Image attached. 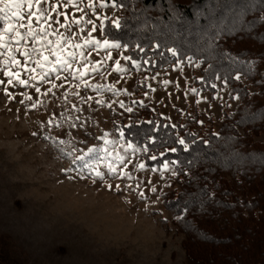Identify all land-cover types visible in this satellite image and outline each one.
Instances as JSON below:
<instances>
[{
	"label": "rangeland",
	"instance_id": "374dc122",
	"mask_svg": "<svg viewBox=\"0 0 264 264\" xmlns=\"http://www.w3.org/2000/svg\"><path fill=\"white\" fill-rule=\"evenodd\" d=\"M77 2L82 12L65 6L66 0H49L43 7L61 24L73 18L92 23L73 24L68 30L52 22V29L78 43L85 38L118 43L104 33L106 21L120 17L113 0ZM57 3V11L68 20L51 11ZM101 3L107 6L100 7ZM14 23L26 39L12 45V54L21 65L27 63L36 71H24L11 61L5 65L8 56L0 55V80L4 81L0 84V237L9 242L11 253L23 264H189L182 246L184 233L173 224L160 198L161 192L176 187L172 165H145L140 150L115 134L111 109L135 101L150 103L172 124L196 116L198 128L216 131L223 111L237 103L230 98L229 87L217 83L214 92L199 90L197 64L190 61H179L155 74H140L131 66L139 69L138 63L128 62L125 49L96 46L83 49L85 58L77 56L73 69L56 66L57 71L41 81L45 69L36 67L38 55L28 61L16 51L17 47L31 51L39 45L27 37V28ZM33 25L39 27L35 21ZM85 64L87 86L76 71L84 70ZM117 65L123 70L117 71ZM93 66L98 71H91ZM9 69L20 72L28 85L15 80L8 85L3 73ZM5 88L14 99L5 95ZM25 95L32 99L25 100ZM90 148L96 152L86 155ZM81 156L84 159L77 158ZM109 166L116 168L115 174ZM96 171L103 177H96ZM153 187L156 192L151 191Z\"/></svg>",
	"mask_w": 264,
	"mask_h": 264
},
{
	"label": "trees",
	"instance_id": "16d2710c",
	"mask_svg": "<svg viewBox=\"0 0 264 264\" xmlns=\"http://www.w3.org/2000/svg\"><path fill=\"white\" fill-rule=\"evenodd\" d=\"M113 3L120 27L107 20L104 33L138 63L139 69L131 63L134 70L155 74L192 57L199 90L214 92L218 83L229 87L231 99L239 97L216 131L198 128L196 116L172 124L150 103L111 109L115 134L140 150L145 165L169 163L176 173V187L160 198L184 233L186 262L264 264V0ZM214 74L232 78L225 83ZM0 264H23L2 236Z\"/></svg>",
	"mask_w": 264,
	"mask_h": 264
},
{
	"label": "snow or ice",
	"instance_id": "6c2138e0",
	"mask_svg": "<svg viewBox=\"0 0 264 264\" xmlns=\"http://www.w3.org/2000/svg\"><path fill=\"white\" fill-rule=\"evenodd\" d=\"M49 3V0H0V55L7 54L8 59L4 61L5 65L9 64V61H11L12 65L14 67H23L24 71H30L35 72L36 68H28L27 63L24 65H21V62L16 59V57L12 54L13 53V47L12 45H20L22 41L26 39L25 35L22 34L19 30L16 28V24L14 21H18L19 28H27V37L32 39V42L34 45H39V48L32 47L31 51H28L27 49L21 51L19 47L16 48V51L20 53L21 56L27 58L28 61L32 60V57L34 54L38 55V59L35 60L36 67H39L40 69H45L42 75L39 76V79L41 81L45 80L47 76L50 75V73H55L57 71L56 66H60L61 68L65 70H71L73 69V63L72 61L76 60L77 56L81 58H85V52L83 49L88 48L89 46H96V47H102V48H113V49H119L121 45L119 43H110L108 40H104L103 43L95 38H85L83 40V43L74 42L73 38L71 36H65L63 33H60L58 29H52V22H55L59 24L60 28H65L70 30L72 28V25H80L82 22L91 24V20L82 21V19H75L73 18L72 21L68 24H61L59 20L53 21V17L51 16L50 12L47 11L43 7L44 4ZM65 6H71L77 8L78 11H83V9H80L78 7L77 0H66ZM107 6L104 3L100 4V7ZM113 7H116V4L112 5ZM122 7L123 5H119ZM60 7V4L57 3L55 5H51V11L57 12V15H63L65 20H68V16L64 13H60L57 11V9ZM89 7H95L94 4H90ZM27 20V23L25 24L24 21ZM33 21L36 22L39 27H34ZM115 27H120L119 20L112 21ZM46 25V26H45ZM83 31V29H81ZM92 31H96V27L93 26ZM91 33H89V36ZM49 36H55L56 40L53 41L52 39H49ZM160 45H156V47H159ZM139 47V46H138ZM77 49L78 51H71L68 49ZM141 50H143L141 48ZM168 51L171 52L173 56L177 55V51L174 48H168ZM48 52L49 55H45L44 53ZM50 56L54 57V61L50 60ZM110 58V57H109ZM130 59V58H129ZM189 61H192V57H187ZM102 63V62H101ZM51 64L52 66L50 69H46V65ZM198 66V65H197ZM84 70L76 69V71L79 72V78L81 79V82L84 83L87 86V81L83 80V77L88 75V65L85 64L83 66ZM211 68V65L209 66ZM117 71H122L123 69L120 68L119 65H117ZM91 71L96 72L98 71V68L93 66L91 68ZM5 76L8 77L7 84L12 85L13 80L16 81L17 84L21 86H27L28 80L21 79V73L20 72H13L11 69L5 71L3 73ZM75 75V73H72ZM216 79H223L225 83L232 77L226 76L222 77L221 75L214 74ZM236 80L240 79V75H236L234 77ZM32 80H36V76L31 77ZM55 79H60L59 76H56ZM167 83V81L165 82ZM0 84H4V81L0 80ZM62 86V85H61ZM52 87H57L56 84H52ZM212 87H216L215 84L212 85ZM36 91L39 92L40 89L37 87ZM51 91V89H49ZM192 92H196V89H192ZM5 95L8 96L10 99H14L12 97V94L7 91V88H5ZM31 96L25 95V100H31ZM233 99H239L238 96H234ZM24 101L22 100L21 103ZM199 103V101H198ZM123 106V105H121ZM32 107H36V105H32ZM127 111H132L130 108L127 109ZM51 123V121L49 122ZM202 123V122H200ZM189 135H192L191 133ZM180 145L184 146V149H188V144L185 143V140L183 138L178 139L177 141ZM60 144H63L64 141H59ZM105 143H112V141L105 140ZM195 143V141H193ZM205 143H207L205 141ZM128 147H132V145H128ZM63 151V149H61ZM105 152H107V149H104ZM171 151L175 152L176 149L172 148ZM96 152L95 148L88 149V153L86 155H90L92 153ZM78 159H84V157H77ZM155 159V157H152ZM122 159V158H121ZM110 167V171L115 174L116 168ZM141 169H143L144 165L139 166ZM168 168V165H165V169ZM174 175L176 173H173ZM96 177H103V173L100 171L95 172ZM126 175V174H124ZM111 187V185H109ZM152 192H156L157 189L153 187L151 189ZM141 197H143V192L140 193ZM178 219H182V217H177ZM205 239L207 237L205 236Z\"/></svg>",
	"mask_w": 264,
	"mask_h": 264
},
{
	"label": "built area",
	"instance_id": "2783aa9c",
	"mask_svg": "<svg viewBox=\"0 0 264 264\" xmlns=\"http://www.w3.org/2000/svg\"><path fill=\"white\" fill-rule=\"evenodd\" d=\"M0 6H2V5H0Z\"/></svg>",
	"mask_w": 264,
	"mask_h": 264
}]
</instances>
